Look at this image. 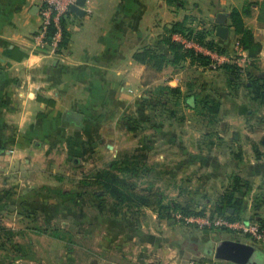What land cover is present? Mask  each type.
Returning <instances> with one entry per match:
<instances>
[{"label": "crops", "instance_id": "crops-1", "mask_svg": "<svg viewBox=\"0 0 264 264\" xmlns=\"http://www.w3.org/2000/svg\"><path fill=\"white\" fill-rule=\"evenodd\" d=\"M40 5L41 0H0V172H17L24 162L28 168L32 158L23 156L32 150L34 137L66 136L68 118L123 122L136 115L147 118L145 104L152 90L167 85L179 88L181 99H163L170 110L154 113L153 123L144 126L140 150L170 151L186 167H203L211 199L222 194L236 175L245 182V188L235 193L244 199L241 215L249 213L264 223V102L246 87L250 76L264 77V0H85L84 14L71 11L66 20L68 39L58 55L32 52ZM232 9L242 13L258 45L254 59L245 50L246 65L228 62L239 66L237 82L224 68L211 69L189 56L174 55L164 41L170 35L182 51L208 56V47L196 41L190 46L193 40L168 33L173 22H183L190 29H204L206 39L223 49L219 54L230 58L238 37L230 23ZM219 12L227 13L226 38L215 31ZM146 47L165 55L167 62L160 71L134 59L133 54ZM186 94L217 101L216 116L209 121L199 115L186 104ZM82 131L83 126L72 129L74 135ZM63 144L70 149L77 145ZM127 212L89 211L91 236L96 238L90 264H197L191 258L197 247L222 239L253 244L264 256V244L240 240L229 230L218 233L205 226L199 234L187 229L180 237L175 234L178 225L164 222L156 211H147L154 225ZM78 214V222H84L87 214Z\"/></svg>", "mask_w": 264, "mask_h": 264}, {"label": "rangeland", "instance_id": "rangeland-1", "mask_svg": "<svg viewBox=\"0 0 264 264\" xmlns=\"http://www.w3.org/2000/svg\"><path fill=\"white\" fill-rule=\"evenodd\" d=\"M32 52L49 55L47 47L32 45ZM235 52L233 45L231 55H239ZM56 54L62 51H55ZM66 125V136L34 137L36 142L31 144L32 150L23 156L32 158L28 168L24 162L17 172H0V264H90L91 245L96 238L91 236L89 211H120L119 215L130 211L138 213L137 218L145 219L143 223L154 225V217L147 211L157 210L139 205L131 192L128 193L130 201H117L91 184L113 161L118 165L126 162L128 171L123 175L136 192L158 193L160 201L156 209L169 213L170 217L164 218V222L170 220L178 225L175 234L180 237L187 234V229L199 234L206 226L201 220L217 216L213 211L215 195L211 199L205 181L206 170L198 164L186 167L185 163L177 162L180 157L170 151L140 150L143 122L140 128L133 129L134 121L68 118ZM80 126H83L82 135H74L72 129ZM63 141L79 145L70 149ZM157 161L167 166L159 167ZM99 194L102 196L96 197ZM78 211L87 214L82 223L76 218ZM142 211L145 215L144 212L141 215ZM240 219L259 221L249 213L241 215ZM210 228L219 230L218 233L226 231L220 227ZM221 235L230 236L228 232ZM238 235L235 238L253 241L247 235ZM205 243L191 256L194 261L205 257L217 264H228L206 255Z\"/></svg>", "mask_w": 264, "mask_h": 264}, {"label": "trees", "instance_id": "trees-1", "mask_svg": "<svg viewBox=\"0 0 264 264\" xmlns=\"http://www.w3.org/2000/svg\"><path fill=\"white\" fill-rule=\"evenodd\" d=\"M70 14L71 11L60 19L62 37L58 44V51H62L66 46V42L68 39L66 20ZM230 23L236 35L238 36V42L240 43L242 48L244 50H247L249 55L254 59L258 51V45L256 42H254V38L251 31L244 25L242 13L239 10H231ZM54 30L55 28L53 26L49 27V37ZM167 31L169 34L180 33L185 37L196 41L202 44L203 46L208 47L210 50L216 51L218 53L223 52V49L220 46H218L212 40L206 39L207 32L204 29H190L186 27L183 22H173L170 25V28L167 29ZM164 41L168 45L169 49L174 52V55L181 54V57L189 56L192 60H197L202 65H209L210 60L208 56L201 55L190 49H183L182 51L180 45L171 41L170 35L169 37L165 36ZM133 55L135 60L152 66L156 71H160L162 66L167 62V59L164 54L150 47H146L140 51H137ZM220 67L226 69L229 72L232 81H239V66H237L236 64L224 63ZM249 82L250 85L246 86L249 90V93L252 95L253 98L260 99L264 102V77L250 76ZM180 95L181 91L177 87H170L167 85L157 86L155 87V89L152 90V98L149 100L148 103L145 104V108L147 109V118H145L146 122L144 121V119H140L137 115L135 117L133 116V118L126 117V121H128L129 123L134 121L135 125H132L131 127L133 129L138 128V126L140 128L142 122L144 123V125H151L154 121V113H165L170 110L169 105L163 99H169L170 96L180 97ZM37 99L45 100L41 97H37ZM179 99H181V97ZM46 102L50 101L46 100ZM185 102L189 107L195 109L199 115L208 118L209 121L216 116L219 108V103L207 96L198 98L196 95L186 94ZM125 163L126 162L120 163L122 165H118L116 161H113L107 170L100 171L97 176L94 177L91 184L97 186L98 190L105 191L107 195L117 201H130L128 193L131 192L138 200L139 205H144L153 210H157L156 213L160 218H169L170 215L168 212L163 213V211H159L158 209H156L160 201L158 199V193L148 192L140 194L139 192L135 191V188L133 187V185H131V183H126V178H124V175H126L128 171V166H125ZM244 188L245 182L241 178L234 175L228 187L225 188L222 194H220L214 200L213 211L215 212V214L223 215L230 219H240V211L244 210L245 204L244 199L235 196V193L242 191V189ZM101 196V194L96 195V197ZM176 207L178 206L174 205V208ZM229 209H232L238 214L229 213ZM258 220L260 223L264 224L263 220H261L260 218ZM195 262L197 264H205L211 262V259L203 257Z\"/></svg>", "mask_w": 264, "mask_h": 264}, {"label": "built area", "instance_id": "built-area-1", "mask_svg": "<svg viewBox=\"0 0 264 264\" xmlns=\"http://www.w3.org/2000/svg\"><path fill=\"white\" fill-rule=\"evenodd\" d=\"M77 0H41L39 7V26L37 31L32 35V42L34 47H47L49 55H54L58 51V44L62 37V30L60 26L61 17L65 16L71 11V6L76 4ZM53 26L55 30L49 37V27ZM196 45L194 41L188 43ZM235 54L230 58L219 54L216 51L208 50L209 68L217 69L224 63H236L244 66L248 63V58L245 56V50L242 48L238 40L234 42ZM242 54V55H241ZM57 55V54H56ZM202 223L209 227H220L238 234H244L251 238V240L264 244V224L256 220L250 219H230L223 215L209 218L204 217ZM190 264H194L193 261Z\"/></svg>", "mask_w": 264, "mask_h": 264}, {"label": "water", "instance_id": "water-1", "mask_svg": "<svg viewBox=\"0 0 264 264\" xmlns=\"http://www.w3.org/2000/svg\"><path fill=\"white\" fill-rule=\"evenodd\" d=\"M85 0H77L76 4L71 6V11L81 16L84 14L83 6ZM227 13L219 12L216 14L215 22L217 24L216 34L221 38H226L227 27L224 20ZM204 253L212 256L215 260L225 261L228 264H264V256H261L255 245L240 242L232 239H222L218 242H206ZM260 260H262L260 262Z\"/></svg>", "mask_w": 264, "mask_h": 264}]
</instances>
